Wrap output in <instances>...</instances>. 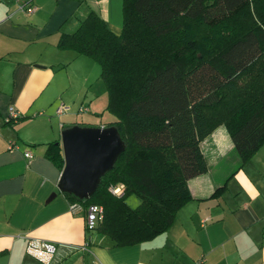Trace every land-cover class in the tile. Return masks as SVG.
Instances as JSON below:
<instances>
[{
    "label": "trees",
    "instance_id": "trees-1",
    "mask_svg": "<svg viewBox=\"0 0 264 264\" xmlns=\"http://www.w3.org/2000/svg\"><path fill=\"white\" fill-rule=\"evenodd\" d=\"M120 12L118 33L90 9L56 42L98 64L114 117L106 126L123 142L87 198L63 193L101 207L93 229L112 246L168 228L190 199L187 180L206 170L199 144L215 127L225 128L239 165L264 143V0H121ZM44 156L61 170L58 141L45 143Z\"/></svg>",
    "mask_w": 264,
    "mask_h": 264
},
{
    "label": "crops",
    "instance_id": "crops-1",
    "mask_svg": "<svg viewBox=\"0 0 264 264\" xmlns=\"http://www.w3.org/2000/svg\"><path fill=\"white\" fill-rule=\"evenodd\" d=\"M19 3L0 0V264H69L80 252L86 264H264V143L239 165L222 125L200 142L206 170L187 180L190 199L164 232L112 246L85 231L84 213L68 210L60 170L44 146L69 125H89L86 116L73 120L88 106L102 110L95 93L86 97V61L79 59L86 57L56 42L90 9L117 33L121 0H29L31 12ZM59 104L68 110L56 113ZM8 106L19 113L13 123L5 121ZM40 240L54 243V252L41 250Z\"/></svg>",
    "mask_w": 264,
    "mask_h": 264
},
{
    "label": "water",
    "instance_id": "water-1",
    "mask_svg": "<svg viewBox=\"0 0 264 264\" xmlns=\"http://www.w3.org/2000/svg\"><path fill=\"white\" fill-rule=\"evenodd\" d=\"M63 165L57 188L77 198H87L96 188L100 176L113 164L123 149L114 126L73 124L63 128L59 141Z\"/></svg>",
    "mask_w": 264,
    "mask_h": 264
},
{
    "label": "rangeland",
    "instance_id": "rangeland-1",
    "mask_svg": "<svg viewBox=\"0 0 264 264\" xmlns=\"http://www.w3.org/2000/svg\"><path fill=\"white\" fill-rule=\"evenodd\" d=\"M118 14H119L118 27L115 29L112 27L113 31H117V33L119 32L118 30H120L119 28L121 26V12L120 13L118 12ZM79 59H84L86 61V78H88V80L86 81V97L91 96L92 94L94 95L95 93L96 94L95 107H97L99 111L102 110L101 111L102 113L100 112L99 114L98 111L97 113H95L92 111L93 107L88 106L89 112L86 111L80 115L77 114L75 115L73 120L79 121L80 116L81 118L82 116H86V122H88L89 126H96L99 125V123L107 124L112 116L106 111H103V106L105 104V92H104V85L100 80V78L98 77L99 66L97 63H95L93 60L87 57L86 58L82 57ZM126 203L130 207H134L138 203V198L135 195H130L126 198ZM86 259H87L86 252H80L79 254L70 257L69 261L68 260L67 261L69 262V264H82V263L86 264Z\"/></svg>",
    "mask_w": 264,
    "mask_h": 264
},
{
    "label": "built area",
    "instance_id": "built-area-1",
    "mask_svg": "<svg viewBox=\"0 0 264 264\" xmlns=\"http://www.w3.org/2000/svg\"><path fill=\"white\" fill-rule=\"evenodd\" d=\"M20 2L19 3V8L26 10V12H31L32 11V6L29 3V0H15ZM68 110V106L64 104H59L58 107L56 108V113H62L64 111ZM78 111H83L82 107H79ZM19 118V113L14 107L8 106L7 107V114L5 116V121L8 123H13ZM100 128L104 127L103 125L99 126ZM8 148H15V145L9 144ZM23 156L25 158L30 157V151L29 150H24L23 151ZM121 185H115L111 186L109 190L113 194H120L121 193ZM68 210L70 212H75L77 210H82L84 213V228L87 230H92L95 227L96 221L100 218L102 209L99 205L97 204H88L86 207H83L81 203L79 202H72L68 203ZM38 247L43 250L46 253H53L55 246L54 243L45 241V240H40L37 242ZM83 248V247H82Z\"/></svg>",
    "mask_w": 264,
    "mask_h": 264
}]
</instances>
